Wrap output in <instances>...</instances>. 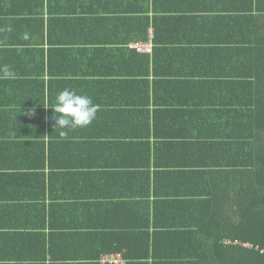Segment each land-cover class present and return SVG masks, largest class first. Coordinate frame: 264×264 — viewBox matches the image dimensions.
Returning a JSON list of instances; mask_svg holds the SVG:
<instances>
[{"label": "crops", "instance_id": "obj_1", "mask_svg": "<svg viewBox=\"0 0 264 264\" xmlns=\"http://www.w3.org/2000/svg\"><path fill=\"white\" fill-rule=\"evenodd\" d=\"M262 30L264 0H0V264L90 263L97 233L148 215L154 151L160 171L231 169ZM66 88L99 111L61 138Z\"/></svg>", "mask_w": 264, "mask_h": 264}, {"label": "trees", "instance_id": "obj_2", "mask_svg": "<svg viewBox=\"0 0 264 264\" xmlns=\"http://www.w3.org/2000/svg\"><path fill=\"white\" fill-rule=\"evenodd\" d=\"M261 34L251 49L257 55H264V30ZM258 65L249 79L258 88L252 121L245 123L239 144L228 148L231 169L160 171L154 151V170L147 172L148 196L154 198L148 215H129L132 222L120 226V233L109 227L95 233L98 254L90 263L77 264H101L103 255L115 253H121L124 264H264V59ZM237 154L242 156L238 163ZM182 184L194 188L178 192ZM52 255L40 264H73Z\"/></svg>", "mask_w": 264, "mask_h": 264}, {"label": "clouds", "instance_id": "obj_3", "mask_svg": "<svg viewBox=\"0 0 264 264\" xmlns=\"http://www.w3.org/2000/svg\"><path fill=\"white\" fill-rule=\"evenodd\" d=\"M9 79H15L14 71L8 65L0 66V80ZM51 108L55 114L52 117L54 127L55 130H61V138H66L69 131L89 127L96 120L99 111V105L91 97L67 88L58 93L55 105ZM31 114H36L35 109Z\"/></svg>", "mask_w": 264, "mask_h": 264}, {"label": "built area", "instance_id": "obj_4", "mask_svg": "<svg viewBox=\"0 0 264 264\" xmlns=\"http://www.w3.org/2000/svg\"><path fill=\"white\" fill-rule=\"evenodd\" d=\"M133 48H135L138 51L143 52V53H145V52L146 53H150V52H152V41H150L146 45H143V44H135V45H133ZM243 246L246 247V248H254L253 245L250 244V243H245V244H243ZM121 259L122 258L120 257V255H118V256H111L109 258L106 257V258L103 259V261L104 262H110V263H120L121 262Z\"/></svg>", "mask_w": 264, "mask_h": 264}]
</instances>
